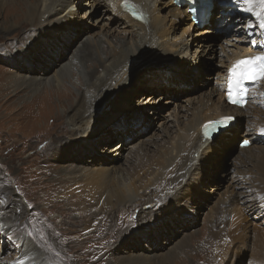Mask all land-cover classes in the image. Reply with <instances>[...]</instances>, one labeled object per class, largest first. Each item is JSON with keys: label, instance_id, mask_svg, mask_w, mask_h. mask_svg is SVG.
Returning a JSON list of instances; mask_svg holds the SVG:
<instances>
[{"label": "rangeland", "instance_id": "rangeland-1", "mask_svg": "<svg viewBox=\"0 0 264 264\" xmlns=\"http://www.w3.org/2000/svg\"><path fill=\"white\" fill-rule=\"evenodd\" d=\"M66 1L58 0L57 3L65 4ZM69 1L71 3L67 10L69 20L61 22V26L66 29L65 34L57 31L55 37L48 35L42 38L46 43L43 42L46 51L39 61L45 65L37 69L38 71L35 70L34 74H38L39 77L46 76L43 78L44 83H48L51 79L55 82L60 73L61 68L57 65L48 70L50 71L48 74H43L44 67L48 64L50 65L47 67H51L52 61L58 55L64 58L63 63L73 64L59 87L66 86L76 95L88 86L89 77L87 76L95 69V65L100 63L107 54L120 50L122 45L129 43L137 56L136 59L139 60L133 61L127 67L128 70L124 69L114 80L109 95L104 96L98 108V116L95 117L97 120L91 124H95L91 130L95 135L90 142H93L94 146L97 141L100 143L95 147L87 144L94 148L90 152L82 150V158H79L78 153L73 155L74 151H68V157L65 159L62 156L59 157V165L57 162H52L47 155L42 156L38 152L43 150L47 140L54 138L56 140L60 136L70 135L65 124L66 120L62 116L56 117L60 114H53V116L52 113H48L45 114L43 123L34 124L35 115H39V96H34L32 100L27 97L25 103H20L23 94L11 93L14 87L8 88L7 80H5V73L7 77L20 73L16 72L17 67H12L8 62L0 60V71H2L0 72V192L6 196L5 200L11 202L1 206L4 195L1 196L0 193V220L5 222V227L8 228L7 231L0 225V259H6V257H10V260L14 259L22 246H25L26 251L38 249L32 243L35 242L43 250L46 260L55 262L54 264H118L122 260L140 261L149 257L150 254H158V259L161 258L165 264H176L178 260H183L182 264H204V262H212L210 255L216 254V259H225L224 264H264V206H261V202L256 199L257 192L254 188L261 175L260 168L264 166V157L259 156L264 153V142L263 138L255 132L252 124L248 122L250 117H245L237 127L231 125L226 129L224 138L222 139L221 136L218 140L221 145L216 148L219 150L215 152V148L213 149L215 153L206 155V159L202 161L201 172L188 177L194 183L193 190L197 192V195L193 199H187L186 202L191 204L194 210L177 205L172 210L166 211L165 215L149 222L144 228L141 227V231L131 233L130 235L135 236L127 243L120 245L118 250L111 253L108 258L102 255V245H99L98 241L107 239L112 234L117 236L129 220H137L141 207L119 211L116 215H108L103 221V229L97 234L96 226L93 229L90 227L95 217H98L97 222L102 219L103 211L99 201L85 198L84 195L79 194V190L73 192L70 189V183L65 184L64 178L62 179L59 173L66 169L82 170L92 166L99 168L101 165L107 166L112 163L124 168L136 153L152 152L155 149L158 151L162 144L175 139L179 130L192 119V112L200 106L201 101L210 99L214 103H221L223 96L217 92L216 83L218 75L225 73V65L228 61L221 63L220 59L226 58L227 55L233 57L231 55L234 52L241 57L250 55H244L243 51L252 49L255 45L253 41L262 42L261 28L255 13L245 12L244 14L237 11L233 15L232 11H236L237 7L240 9L243 5L234 6L233 3H231L232 7L221 5L214 9L209 23L196 26L187 12H179L173 16L177 9L173 2L148 0L153 1V7L160 11L156 10L163 19L166 30L168 29L163 36V45L173 50L172 53L167 52L171 55L169 60L154 46L148 54L137 55L135 38L136 32H140V29H137L139 26H133L130 23L126 16V13H129L126 7L121 6L122 13L118 3L110 1V4L108 0ZM225 1L228 3L227 0ZM9 6L11 4H8ZM38 7L39 11L43 9L41 5ZM10 10L9 7L7 11H4L0 3V21L4 20ZM62 16L54 15L50 21L59 20L57 18ZM17 25L11 29L6 27L7 30H4V27L0 28V42L11 35H20L26 27L30 26L23 21L21 25ZM160 25L157 26V30ZM68 34L71 36L66 41L65 37L69 36ZM29 35L30 40H25L22 44L19 43L20 41L16 42L13 52L17 53L20 49L25 51L24 48L29 49L28 43L40 38V35L33 30ZM149 38L150 36L147 40ZM55 42L59 43L60 49L53 52ZM211 43L215 45V47L213 45L215 51H210L205 46ZM186 46L189 47L187 52L189 54L180 53V50ZM74 50L76 55H80L82 67L77 64L76 59L71 57ZM4 52L6 51H0V54ZM184 56H187L188 60H184ZM77 65L78 69H75ZM3 68L13 72H5ZM25 71L29 74L33 73L32 69L26 68ZM259 82L261 81L256 83L255 88L263 91L264 80L261 84ZM119 92L123 95L122 99L120 98L121 101L114 100V104H111L114 95ZM256 95L258 93L253 92L250 96L251 104L245 110L250 116L252 112L254 114V108L256 111L257 107L264 112V96ZM124 97L127 100L122 103ZM64 111L65 108H59L61 114ZM207 113L209 111L204 110L203 116ZM113 131L120 132L121 136L100 140L106 135L104 133ZM242 138L253 140V146L248 148L246 153L243 152L244 148L240 147ZM77 142L84 143L81 140ZM117 143L126 146L120 154L102 151L105 146L110 149ZM242 157L247 159L246 163L240 162ZM40 159L43 161L42 164ZM57 171L60 177L56 174ZM182 172L185 173L186 170ZM60 182L64 183L67 190L62 188ZM64 190L68 200L66 202L59 197ZM82 192L87 191L83 188ZM168 192L175 196L180 191L177 187ZM72 195L84 197L85 204L73 209L70 204H66L69 201L74 202ZM230 198L234 199V205L232 210L228 211L231 214L228 222H224V228L212 229V214ZM21 204H23L22 208ZM151 206V203H147L142 207L149 209ZM84 207L90 208L88 217L85 214L78 216L77 210ZM58 212L63 216H59ZM38 215H41V219ZM50 215H58V220L61 221L58 223L55 221L53 224L50 221L44 222V220H50ZM144 231L145 234H143ZM230 233L235 239L231 238L228 241L227 236ZM37 239L40 241L37 242ZM69 239L73 240L72 243L67 241ZM23 240L24 243H22ZM231 241H236L237 248ZM180 245L183 249H176ZM227 250L229 255H225ZM207 252L210 254H206ZM59 253L62 257H59ZM168 255H171L169 260ZM45 256L39 264H47L43 260ZM19 257L22 258L23 255ZM74 257L77 259L75 260ZM158 259H155V262ZM219 260L218 264L221 262Z\"/></svg>", "mask_w": 264, "mask_h": 264}, {"label": "bare ground", "instance_id": "bare-ground-1", "mask_svg": "<svg viewBox=\"0 0 264 264\" xmlns=\"http://www.w3.org/2000/svg\"><path fill=\"white\" fill-rule=\"evenodd\" d=\"M57 1L58 0H6L4 2L0 1L1 7L2 9H4V11H7L9 7L11 8V10L7 13V15H5L4 20L0 21V28L4 27V30H7L6 27H9L11 29V27L17 24L21 25L22 21L27 22V24L30 25L26 27L20 35L17 36L11 35L9 37H6L4 40L0 42V51L3 50L6 51L4 52V54L1 53L2 55L0 54V60L8 62L12 67H17L16 72L20 73L17 75L15 74L14 76L12 75V77H7V74L5 73L6 75L5 80H7V84H6L7 87L8 88L9 86L14 87L11 93L23 94L22 95L23 97H21L20 99V103H25L27 97L31 98L32 100L34 96H39V108H40L38 111L39 115L37 116L35 115L34 118L35 121L33 120L34 124H36L37 122L43 123L42 120H44V117L46 116L45 114L48 113H52V115L60 114V116L56 115V117L59 118L62 116V118L66 120L65 124L68 128V132H70V135L68 136L63 135L60 137L56 136L58 137L56 138V140L55 138L53 140L50 139L47 140L44 143L43 150L41 152H38L41 153L42 156L47 155V157L52 162H57V165H59L60 162L58 160L59 157L62 156L64 159L65 157H68V151L70 152L74 151L75 154L73 155H76V153H78L80 155L79 158H82L81 156L82 150H86L87 152H90L91 149H93L97 144L100 143L99 141H97L96 145L94 146V143L90 142V140H92L93 136L95 135L92 134L93 131L91 132L92 126L95 124L93 125L91 124L93 121L97 120V118L95 119V117L98 116L97 113L98 108L100 107V104L102 103L104 96L109 95L110 90L113 87L114 80L124 71V69L129 67V65H131L133 61L138 62L139 59H136L137 56H135V53L132 51V47L129 45V43L128 45L127 44L122 45L120 50L107 54L105 58L102 57L103 58L102 61L100 63H97L95 65V69L87 76L89 77V79H87L89 81V83L87 82L88 86L85 88V90H82L81 93H79V95H76L66 86L59 87L61 81L66 76L67 72H70L73 64L67 65V63H63L62 61L64 60V58L58 55L57 58H55V60L52 61L51 67H47L50 64L44 67L45 71L43 73L44 75H46L50 72L48 70H51L53 66H57V65L60 66L61 68V70L59 71L60 73H58L55 80V82H58L57 83L58 85L55 84V82L52 79L48 83H44L43 78H45L46 76L39 77L38 74H34L35 70L38 71L37 69H40L42 65H45L39 61L44 56L46 51L45 45H43V42L45 43V41L42 38H45L48 35H50L51 37H55L56 33H58L57 31L59 32L61 31L64 35L66 29L61 26V22L69 20V18L67 17L69 14L67 10L69 5H71L70 1L67 0L66 3L64 2L65 4L62 3L59 4L57 3ZM63 1L64 0H61V2ZM108 1L110 4L111 2L118 3L119 10L121 12L123 11V8L121 6L126 7V9L129 11V7H128L129 3H132L134 7L141 12L142 17L141 16L136 17L130 12L129 13L125 12L126 16L130 20V23L133 26H139V28L137 29H140V32H136L137 36L135 38L136 51L138 52L137 54L138 56L139 54H141L142 56L148 54L152 49V47L154 46L156 49H159L161 51L160 52L161 54L166 55V58L169 59V56L171 55L168 54L167 52L172 53L173 50L172 48H166L163 45L164 44L163 36L165 35V32L168 29L166 30V25L162 21L163 19L160 17L159 13L157 12L159 10H157L156 7H153L152 4L153 1L150 2L148 0H108ZM227 1L228 2L230 1L234 5L236 3L243 5L244 8L246 9L245 12H250L251 14L255 13L254 15L256 17V20L260 25L261 19L264 18V7H262L260 0H253L251 4L245 3L244 0H227ZM171 2H173V0H169V3ZM8 4H11V6L8 7ZM219 4H220L219 0L213 2V6L211 7V9L208 10L209 15L205 18V22L211 21L210 19L211 16L213 15V11L216 7L220 6ZM39 5L43 6V9L41 11H39V7H38ZM232 6L233 5H231V7ZM179 12L186 13V10L182 11L177 7L173 16H175L176 13L179 14ZM257 12L262 13L261 17L256 16ZM54 15H63V16L57 18L59 20H55L54 22H51L50 21L51 17ZM45 17L47 18L43 20V18ZM161 21L162 23L160 25ZM158 25L160 26L159 29L157 30ZM31 30L37 32V34L40 35V38L30 41L28 43V45H30L29 49L24 48L26 49L25 51L20 49V51L17 53L13 52L14 51L13 46L16 44V42L20 41L19 43L22 44L24 43L25 40L26 41L30 40L29 34ZM263 32L264 29L261 28L262 42L255 41V43H253V45L254 44L255 45L253 46L252 49H247L243 51L245 53L244 55L264 51V36L262 35ZM70 36L71 34L69 36L66 35L65 37L66 41L68 40V38H70ZM149 36L150 38L149 40H147ZM158 41L160 43H158ZM213 45L214 44L211 43V44H206L205 46L210 51L211 50L215 51ZM37 46L39 47L37 48ZM35 48H37V50H35ZM59 49H60L59 43L55 42L53 52H56ZM188 50L189 47L186 46L184 49L180 50V53H184L187 55L189 54L187 53L189 52ZM51 55L53 56V54ZM231 56L233 57L227 55L226 58L220 59L221 63L228 61V64L225 65L226 69L234 61L233 59L236 60L241 57L238 56V53L236 52H234ZM71 57L76 59L77 64H79L82 67V60L80 59V55H76L75 50ZM183 58L184 60H188L187 56H184ZM26 68L32 69L33 73L29 74V72H26L25 71ZM75 69H78V65L75 67ZM4 71L13 72V71H9L6 68L4 69ZM24 71L26 73H24ZM225 74L226 73L218 75V80L216 83L217 92H220L221 95L223 96L222 102L214 103L210 99H206V100L204 99L203 101H201L200 106L192 112V119L185 125L183 129L179 130L175 139L169 141V143L166 142L162 144L160 146L161 148L159 147L158 151H156L155 149L152 152L146 151L145 153H140V152L136 153L134 158H132L130 160V163L124 168L120 166H116L112 163L107 166L101 165V167L99 168L97 167L93 168L92 166V167H86L82 170L66 169V171L64 172H59L62 176V179L64 178L63 181H65V184L68 185V183H70V189L73 192L79 190L80 193L79 192L78 193L84 195L85 198H89L90 200L95 199L99 201L101 205V210L103 211L102 219L99 222H97L98 217H95L93 219L92 226L90 227L91 229H93L96 226L97 234H99L103 229V221L108 215L110 216L111 214L116 215L119 211H128L130 209L133 210L137 207H141L138 213L137 220L135 221L129 220V223L126 224V226L120 231V233H117V236L112 234L107 239H101L98 241V244L102 245L101 252L103 256H106L108 258L111 255V253H114L115 251L118 250V247L120 245L127 243L132 239V237L135 236V235L134 236L130 235L131 233L133 234V232L136 233L141 231V227L144 228L146 224H148L149 222H153L155 219L157 220L158 217L165 215L166 211L172 210L174 207H177V205H182L184 209L194 210V207H192L191 204H188L186 202L187 199H193L197 195V192L193 190L194 183L191 182L188 177L191 174L201 172V169L203 167L202 161L206 159L207 157L206 155L208 154L211 155L212 153H215L219 150V148L218 149L216 148L218 145L219 146L221 145V143H218L219 142L218 140L220 139L221 136L222 139L224 138L223 136L226 130L225 129L216 138L212 140H207L205 139V130H204V126L207 123V121L217 118L220 115H232L235 117L236 121L234 120V122H232L230 126L232 125L233 127H237L239 122L243 121L245 117H250L248 122L252 124V126L255 128V132L258 134V136H260V138H263V142H264V112L257 107L256 111L254 108V114L252 112V116L247 114L245 110H247V108L251 104L249 101L245 106V108H237L235 106H231L227 104L225 101V93H224ZM222 80H224V82ZM260 81L261 82H259V84L263 83V80ZM1 85L3 86V84ZM256 86L257 85L255 84L253 87L249 89V97L253 94V92L258 93V95L256 96L259 95L264 96V90L258 91L255 88ZM121 90L122 89L120 88V92ZM120 92L117 95H114V99H112L111 104H114V100L118 102L121 101L122 99L121 97H123V95H121ZM126 100H127L126 97H124L122 103H124ZM60 107L65 108V111L62 112V114L59 112ZM204 110L209 111V113H207L205 116H203ZM209 114L211 115L207 116ZM28 119L29 117L27 118V120ZM34 124L32 125V128L34 127ZM104 134L106 135H104L100 140H104V139L108 140L110 137L113 136L115 137L121 136L120 132L118 131L107 132ZM80 140L84 141V143L77 142ZM87 144L94 147H90ZM118 144L119 143H117L110 149H108L105 146L102 151L111 152V153L117 152L118 154H120L122 150L126 148V146L125 144L122 145H118ZM252 146L253 145L249 146L248 148ZM248 148H244L243 152L246 153ZM213 149H215L216 151L214 150L215 152H213ZM64 154L66 156H64ZM259 156L264 157V153H262ZM40 161L42 164L43 161L41 159ZM240 162L246 163L247 159L242 157L240 159ZM50 165L53 167L54 166L57 167V165H52V164ZM183 170H186V172L183 173L182 172ZM33 171H36V169H33ZM260 172L261 175L258 177V182L256 184V187L254 185V188H256L255 190L257 192L256 199L261 202V206H264V166L260 168ZM59 173L58 171L56 172L57 175ZM59 180H61V178H59ZM60 183H62L61 185L62 188L67 190L66 187H64L63 185L64 183L63 182ZM173 186L176 187L173 188ZM177 187L180 192H178V194L175 196L170 195L168 191L172 189L175 190V188ZM83 188L87 192H82ZM65 190L62 191L61 195L59 196L62 200L65 199L63 200L64 202L68 201L66 199L67 196L65 197L66 194ZM140 190H143L141 191L142 193L140 192ZM0 193L1 196L4 195V193L2 192ZM71 197L72 199H74V202L70 203L69 201L66 204H70L73 209H76L78 206L82 207L85 204L84 197L75 196V195H72ZM60 198L57 197V199L61 200ZM2 199L3 201H1L2 202L1 206L5 205L6 203H11L5 200L6 199L5 195L2 196ZM159 202H161L160 205L158 204ZM147 203H151L153 207L151 206V208L149 209H145L144 207H142ZM233 205H234V199L230 198L221 205L220 209H218L215 212L212 211L214 212L212 214L213 217L211 223L212 229L224 228V224L228 222V219L231 215L228 213V211L232 210ZM22 206L23 204H21L20 207L22 208ZM89 209L84 207L81 210H77L78 216L85 214L88 217ZM254 209L256 208L254 207ZM58 213L59 216H63L62 213L60 212ZM153 215L154 217H152ZM40 216L41 215H38V218L41 219ZM47 221H50V223L53 224L55 223V221L58 223V221L61 220H58V215L57 216L50 215V220H44V222L46 223ZM0 225L3 229L6 230L8 229L5 227L6 223L3 222L2 220H0ZM145 233L146 232L144 231L143 234ZM227 237H228V241L231 238H234L232 233H230ZM39 241L40 240L37 239V242ZM67 241L69 243H72L73 240L69 239ZM232 242L233 241H231V243ZM22 243H24V240L22 241ZM32 243L39 250L32 249L26 251L25 246H22L21 251L14 259L10 260V257L9 258L6 257V259H2V260L0 259L1 262L0 264H9L10 262H14V264L16 262H18L19 264H39L42 261V257L45 256V254L43 250L40 249L35 242ZM177 243H179V241ZM233 243L237 248L236 241ZM27 248L29 249V247ZM176 249L182 250L183 246L180 245ZM69 250L71 249L69 248ZM228 253L229 251L226 252V254L225 253L224 254L229 255ZM206 254H210V253L207 252ZM20 255L21 256L23 255V257L22 258L19 257ZM168 256H169L168 258L169 260L171 258V255ZM210 256H212V262H204V264L219 263L218 262L219 258L216 259L217 254ZM59 257H62L61 253H59ZM203 257H201L202 260ZM74 259L76 260L77 257H74ZM155 259L156 260L158 259V254H154V255L150 254L149 257H145L140 261L122 260L118 264H165V262H162L161 258L160 260L158 259V261L156 262ZM43 260L47 264L55 263V262L53 263L52 261L51 262L47 261L46 256L43 258ZM220 260H221L220 264H224L225 259L222 260L220 258ZM183 262H184L183 260L180 261L178 260L176 264H182Z\"/></svg>", "mask_w": 264, "mask_h": 264}, {"label": "snow or ice", "instance_id": "snow-or-ice-1", "mask_svg": "<svg viewBox=\"0 0 264 264\" xmlns=\"http://www.w3.org/2000/svg\"><path fill=\"white\" fill-rule=\"evenodd\" d=\"M245 3L251 4L253 0H244ZM262 7H264V0H260ZM211 7V5H209ZM262 13L257 12L256 16L261 17ZM264 29V18L261 19L259 25ZM252 43H255L253 41ZM264 80V52L256 56L247 57L238 60L231 69H229V82H228V98L233 104H243L248 89L245 86L248 82H258ZM232 117H224L220 121H210L204 126L205 139L212 140L215 136L219 135L226 127ZM216 125L215 131L211 134L208 133V128Z\"/></svg>", "mask_w": 264, "mask_h": 264}]
</instances>
